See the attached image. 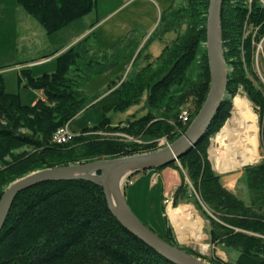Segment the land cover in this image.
<instances>
[{
    "label": "trees",
    "instance_id": "16d2710c",
    "mask_svg": "<svg viewBox=\"0 0 264 264\" xmlns=\"http://www.w3.org/2000/svg\"><path fill=\"white\" fill-rule=\"evenodd\" d=\"M16 1L49 34L90 14L97 6V0ZM209 1L184 0L179 9L170 12L184 23V34L167 45L154 63L119 83L113 81L106 92L93 98L84 93V86L91 74H103L108 69L103 66L94 70L92 61L88 68L84 64L91 49L85 48L83 43L90 35L55 59L54 73L37 77L31 68L20 69L19 85L24 84L25 88L44 95V99L30 106L21 102L19 94L7 92L0 70V164L4 166L0 169V201L10 184L31 173L155 152L159 150V139L175 143L181 138L199 115L210 91V63L205 46ZM263 3L264 0H223L225 59L232 68L228 97L206 137L178 161L205 206L217 218L209 217L213 242L240 253L235 264H264V161L247 168L246 183L253 203L246 206L222 187L220 177L211 170L207 151L210 138L230 117L232 101L241 88L255 108L261 114L264 112V87L253 69L259 46L264 51ZM175 23L178 25L174 21L169 25ZM145 95L146 114L119 124L112 123L109 114L128 112L140 105ZM190 100L193 111L189 112V122L183 124L181 107ZM93 102H96L93 106L102 109V121L81 130V135H75L72 142L54 144L55 133L71 124ZM260 122L264 143V116ZM22 129L29 133H23ZM99 132L130 135L142 143H123L95 135ZM23 147L32 152L13 158L11 162L4 161L11 151ZM170 167L178 168L174 162L154 171ZM187 192V186L180 187L175 193L174 204L177 205ZM125 198L130 206L131 201ZM168 235L166 232L159 237L179 248ZM190 255L199 257L192 252ZM210 263L231 264L218 258ZM0 264L172 263L118 222L103 188L76 180L42 183L17 196L0 233Z\"/></svg>",
    "mask_w": 264,
    "mask_h": 264
},
{
    "label": "rangeland",
    "instance_id": "374dc122",
    "mask_svg": "<svg viewBox=\"0 0 264 264\" xmlns=\"http://www.w3.org/2000/svg\"><path fill=\"white\" fill-rule=\"evenodd\" d=\"M182 2L184 0H97L96 9L90 14L49 34L16 0H0V70L4 76L7 92L19 94L21 102L28 106L36 99L40 100L39 91L27 89L24 84L19 85L20 69L18 70L17 67L23 66L25 63L21 62L26 60L27 62H38L52 58L53 54H58V51L64 50L70 44L80 42L87 35L90 36L83 45L91 49V53L86 55L84 64L87 66L92 61L94 70L103 66L108 70L103 74H91V79L86 83L83 91L89 98L106 92L113 81L119 83L120 80L134 76L140 68L154 63L167 45H171V42L184 34V23H180V19L176 20V17L170 14L174 9H179ZM172 21L177 22L178 25L175 23L170 26ZM86 31L88 32L83 36ZM259 50L253 69L259 83L264 87L263 47L259 46ZM42 65L32 66L34 75L37 76L44 72L52 73L57 64L54 59L49 64ZM228 68L231 73L232 68L229 65ZM256 86L258 87L259 84ZM239 98L247 102L250 113L257 118L258 154L252 156L253 160L247 158L246 154L223 152L222 142L219 139L221 131L229 124L233 115L240 117L235 107V101ZM145 101L146 95L140 105L130 108L128 112H112L109 114L112 123L119 124L146 114L148 109ZM95 103L83 109L71 121V124L68 123L72 133L75 132V135L80 136L81 130L96 126L102 121V109L99 106H93ZM183 111H193L192 100L181 107V113ZM260 114L241 88L232 101L230 117L220 131L210 138L207 151L211 170L220 177L222 187L244 202L246 206H251L253 203V196L246 183L247 168L264 161L263 125L260 122L264 112ZM21 131L29 133L26 129ZM95 135L113 138L123 143H142L139 139L121 133L99 132ZM171 144L173 143H170L168 139L161 138L157 141V149H164ZM226 144L227 147L230 146V143ZM31 152L32 150L27 147L15 149L4 158V161L11 162L13 158ZM176 163L178 168L153 170L151 174H144L145 176L139 172L122 179L121 190L124 197L128 195V189L131 187L132 191H138L139 210L133 204L129 206L130 209L141 222L148 228L150 227L152 231L154 230L155 234L161 236L162 233L165 235L168 232L174 244L186 252L199 256L197 258L208 263L218 258L224 263L235 264L240 253L226 248L220 242H213L210 236L212 226L209 217L214 220L217 218L203 203L195 186L190 182L187 171L179 162ZM1 168L4 166L0 164ZM185 185L188 187L187 195L183 194L178 204L175 205L173 202L175 193L182 186L186 188ZM143 205L147 210L145 206L141 207ZM141 209H144L145 214H142L144 211ZM170 212L174 217L170 215ZM183 215L192 216L188 225L185 224L186 218ZM194 222L202 224L199 236H196L195 232L197 225L192 226ZM180 231L185 233L186 238L180 234Z\"/></svg>",
    "mask_w": 264,
    "mask_h": 264
},
{
    "label": "water",
    "instance_id": "95a60500",
    "mask_svg": "<svg viewBox=\"0 0 264 264\" xmlns=\"http://www.w3.org/2000/svg\"><path fill=\"white\" fill-rule=\"evenodd\" d=\"M222 7L223 0L209 1L206 47L210 63V91L202 110L187 132L175 143L155 152L46 169L16 180L7 188L0 201V233L15 199L23 191L46 182L82 180L103 188L108 206L118 222L167 261L172 264H211L169 245L145 226L130 209L121 190L123 181L121 178L124 172H129L128 177L139 171L163 168L178 162L206 137L228 97L227 87L230 71L225 59L222 36ZM96 175L101 178L100 182L94 179ZM111 196L114 198L117 207L113 204Z\"/></svg>",
    "mask_w": 264,
    "mask_h": 264
},
{
    "label": "bare ground",
    "instance_id": "6f19581e",
    "mask_svg": "<svg viewBox=\"0 0 264 264\" xmlns=\"http://www.w3.org/2000/svg\"><path fill=\"white\" fill-rule=\"evenodd\" d=\"M246 103L247 102L242 101V99L240 100V98L235 101V107L238 111V115L240 114V117L239 116L236 117L233 115L232 120L221 131V134L219 135V139H221V142H222L221 147H222L223 152L225 153L237 152L239 154H246L247 158L253 160L252 156L258 154L257 118L256 116L250 113V109L247 107ZM226 143H230V146L227 147ZM128 174L129 172H124L122 174L121 180L124 179ZM94 179L98 182L101 181V178L97 175L94 176ZM112 200H113V204L115 205V207H117V204L113 197H112ZM169 209L172 210V208H169ZM170 215L174 217L173 213L171 212H170ZM180 215H178V217ZM183 216H185L186 218L185 224L188 225L187 223L191 222L192 216L191 215H183ZM193 225H197L195 232H196V236H199L200 228L202 226L201 222H194L192 226ZM180 232H181L180 234L186 238L185 233L182 231Z\"/></svg>",
    "mask_w": 264,
    "mask_h": 264
},
{
    "label": "crops",
    "instance_id": "0c3cea01",
    "mask_svg": "<svg viewBox=\"0 0 264 264\" xmlns=\"http://www.w3.org/2000/svg\"><path fill=\"white\" fill-rule=\"evenodd\" d=\"M88 31H86L84 34H83V36L87 33ZM88 36V35H87ZM87 36H85V37H87ZM84 37V38H85ZM81 41V40H80ZM78 43V42H77ZM77 43H75V44H77ZM74 44V45H75ZM74 45H72V44H70V45H68L67 47H65L64 48V50H62V51H58V54H53L54 55V57H52V58H47V59H44V60H41V61H38V62H27V60L26 61H23V62H21V63H25L23 66H19V67H17V69L19 70V69H22L21 67H28V68H30L31 67V69H32V73H33V68H32V66L33 65H41V64H43L42 66H44V65H46V64H49L50 62H52V61H54V59H56L60 54H62V53H64L66 50H68L69 48H71L72 46H74ZM56 53V52H55ZM55 70H56V68H55ZM54 70V71H55ZM45 73H48V72H44V73H42V74H45ZM52 73H54V72H52ZM42 74H40V75H37V77H39V76H41ZM50 74V73H49ZM34 75V74H33ZM34 76H36V75H34ZM39 93V95H40V99H42L43 98V93L42 92H38ZM38 99H36L35 100V102L37 101ZM35 102L33 103V104H35ZM151 172H153V170H148V171H146V172H141L142 174H143V176H145L144 174H146V175H148V174H151ZM132 188V187H131ZM131 188H129L128 189V195H127V197L129 198V200L131 201V203L133 204V205H135L136 206V209L137 210H139V203H138V201H137V195H138V191L136 190V191H132L131 190ZM135 198H136V200H135ZM142 208L144 207V206H141Z\"/></svg>",
    "mask_w": 264,
    "mask_h": 264
},
{
    "label": "built area",
    "instance_id": "2783aa9c",
    "mask_svg": "<svg viewBox=\"0 0 264 264\" xmlns=\"http://www.w3.org/2000/svg\"><path fill=\"white\" fill-rule=\"evenodd\" d=\"M189 118L190 113L188 111H183L180 115V121H182L183 124H187ZM74 137L75 134L71 132L69 124H66L55 133L52 141L56 145H64L71 142Z\"/></svg>",
    "mask_w": 264,
    "mask_h": 264
}]
</instances>
